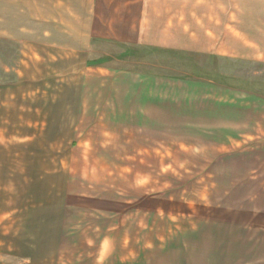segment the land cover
<instances>
[{
	"label": "rangeland",
	"instance_id": "obj_1",
	"mask_svg": "<svg viewBox=\"0 0 264 264\" xmlns=\"http://www.w3.org/2000/svg\"><path fill=\"white\" fill-rule=\"evenodd\" d=\"M13 3L23 2L0 0V264H70V251L39 248L73 243L83 229L69 224L41 244V228L25 222L60 215L43 210L113 208L97 219L116 221L236 219L255 204L224 181L239 172L236 156H254L258 139L225 132L222 116L209 132L208 102L200 117L186 103L194 92L221 107L228 94L234 105L264 98V0H137L125 6L132 28L97 40L85 66L74 54L33 62L21 52L9 36ZM53 224L49 234L59 231Z\"/></svg>",
	"mask_w": 264,
	"mask_h": 264
},
{
	"label": "crops",
	"instance_id": "obj_2",
	"mask_svg": "<svg viewBox=\"0 0 264 264\" xmlns=\"http://www.w3.org/2000/svg\"><path fill=\"white\" fill-rule=\"evenodd\" d=\"M136 1L22 0L21 6L13 3L16 9L11 7L15 17L9 19V36L19 42L21 52L33 54V62L38 61L36 54L41 61H52L46 58V54H50L69 62L72 56L63 54H74L79 66H85L90 62L83 54L96 51L92 46L97 45V40L116 36L120 29L132 28L124 21L125 6H132ZM194 93L191 94L194 98L187 100L186 109L193 111V117L195 114L200 117L203 106L200 102L207 101L209 132L221 122L219 117L222 116L225 132H239L245 142L258 139L259 148L253 152L254 156L249 159L242 158L244 155L236 156L233 160L239 172L224 181L225 189L231 186L234 195H252L255 204L240 207L241 216L236 219L116 221L97 219L99 214L114 213L113 208L88 205L43 210L41 212L60 215H31L26 220V228H41L42 232L35 236L41 244L65 236L60 228L64 230L69 224L78 225L83 231L78 233V238L74 237L73 243L65 240L47 248L40 247L41 252L64 248L70 251V264H264V98L239 99V104L234 105L228 94L221 107L215 99ZM193 101L198 104H192ZM245 163L255 166L260 173L255 178L246 177L241 169ZM51 223L59 231L49 234L45 227Z\"/></svg>",
	"mask_w": 264,
	"mask_h": 264
},
{
	"label": "trees",
	"instance_id": "obj_3",
	"mask_svg": "<svg viewBox=\"0 0 264 264\" xmlns=\"http://www.w3.org/2000/svg\"><path fill=\"white\" fill-rule=\"evenodd\" d=\"M224 86H229L227 82L222 83Z\"/></svg>",
	"mask_w": 264,
	"mask_h": 264
}]
</instances>
